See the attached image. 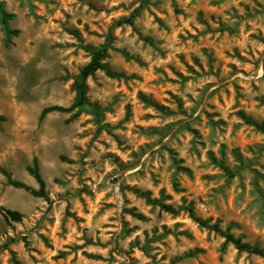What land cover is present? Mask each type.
I'll use <instances>...</instances> for the list:
<instances>
[{
	"label": "rangeland",
	"instance_id": "374dc122",
	"mask_svg": "<svg viewBox=\"0 0 264 264\" xmlns=\"http://www.w3.org/2000/svg\"><path fill=\"white\" fill-rule=\"evenodd\" d=\"M0 3V264H264V0Z\"/></svg>",
	"mask_w": 264,
	"mask_h": 264
},
{
	"label": "trees",
	"instance_id": "16d2710c",
	"mask_svg": "<svg viewBox=\"0 0 264 264\" xmlns=\"http://www.w3.org/2000/svg\"><path fill=\"white\" fill-rule=\"evenodd\" d=\"M13 14L12 13H8L5 10H3L2 8V4L0 3V23L2 26V29L6 35V37H9L11 34H14L17 32V30H11L8 26V19L12 18ZM99 56H101V54L99 52H97L94 55L93 61L88 64L81 72V78L82 80H84V78L92 73L94 70H96L97 68L101 67L100 62L98 61ZM78 88L80 89V94H83V88H84V82L81 81V83L78 85ZM66 108H63L61 106H57V105H53V106H49V107H45L42 110L41 115L45 114L48 111L51 110H64ZM3 120V117L0 115V122ZM28 171L29 173L35 178V180L38 182L39 187H40V191L37 192L36 190L32 189L31 187L27 186L26 184L22 183V182H15V185L20 186L26 190H28L31 194L34 195H40L43 192L44 189V181L39 173L38 167L36 162L34 161L33 166L28 167ZM152 203H156L155 201H151ZM160 207L168 212L171 213H176L177 210H175L174 208H172L169 205L166 204H159ZM188 211L190 213L191 216H193V212H192V208H188ZM4 214L6 218L12 219V220H19L20 219V213L16 210H10V209H5L4 210ZM196 221L201 225L204 226L206 228H210V229H214L215 231H219L221 232L225 238H226V242H231L233 243L236 248L240 249V250H246L249 252H252L254 254H258V255H262L263 251L259 248L256 247H252L244 242H241L240 238H234L231 234L227 233V232H222L220 230V228L218 227L217 224H208L206 221L200 220V219H196Z\"/></svg>",
	"mask_w": 264,
	"mask_h": 264
}]
</instances>
